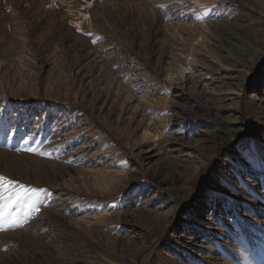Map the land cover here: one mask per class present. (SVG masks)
<instances>
[{"label": "rangeland", "instance_id": "obj_1", "mask_svg": "<svg viewBox=\"0 0 264 264\" xmlns=\"http://www.w3.org/2000/svg\"><path fill=\"white\" fill-rule=\"evenodd\" d=\"M0 178V264H264V0H0Z\"/></svg>", "mask_w": 264, "mask_h": 264}, {"label": "snow or ice", "instance_id": "obj_2", "mask_svg": "<svg viewBox=\"0 0 264 264\" xmlns=\"http://www.w3.org/2000/svg\"><path fill=\"white\" fill-rule=\"evenodd\" d=\"M2 179L3 178H0V180H2ZM30 191L35 192L36 190L33 189V190H30ZM0 230H4L2 226H0Z\"/></svg>", "mask_w": 264, "mask_h": 264}]
</instances>
